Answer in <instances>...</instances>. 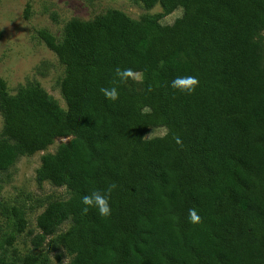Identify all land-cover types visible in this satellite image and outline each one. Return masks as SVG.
I'll return each instance as SVG.
<instances>
[{
  "label": "trees",
  "instance_id": "16d2710c",
  "mask_svg": "<svg viewBox=\"0 0 264 264\" xmlns=\"http://www.w3.org/2000/svg\"><path fill=\"white\" fill-rule=\"evenodd\" d=\"M139 1L182 12L162 23L110 9L71 18L60 39L39 32L65 66L66 109L37 83L12 94L0 78V171L70 136L37 169L70 196L37 216L34 245L50 237L73 255L61 264H264V0ZM117 68L134 77L119 82ZM177 75L198 84L179 92ZM114 80L113 102L100 88ZM109 185L111 215L84 213L81 197ZM25 223L19 212L16 232Z\"/></svg>",
  "mask_w": 264,
  "mask_h": 264
},
{
  "label": "rangeland",
  "instance_id": "374dc122",
  "mask_svg": "<svg viewBox=\"0 0 264 264\" xmlns=\"http://www.w3.org/2000/svg\"><path fill=\"white\" fill-rule=\"evenodd\" d=\"M110 9H117L133 19L156 15L162 23H170L181 15L180 8L165 13L161 4L145 7L139 0H0V78L7 83L8 91L16 93L21 86L39 84L67 108L60 90L65 66L57 54L40 37L41 30L62 38L64 26L71 18L90 19ZM264 40V29L261 31ZM140 81L141 74H136ZM3 116L0 112V136ZM165 128H151L146 137L163 135ZM68 137H56L46 148L19 156L6 170L0 171V264H24L28 254L44 255L46 264H61L73 255L62 247L52 248L50 237L39 247L34 237L40 232L37 216L55 199H66L70 190L48 180L39 182L37 169L41 157L55 153L59 144ZM19 212L25 217V227L16 232L14 222ZM65 221L60 230H65ZM16 233L11 244H4L6 235Z\"/></svg>",
  "mask_w": 264,
  "mask_h": 264
},
{
  "label": "clouds",
  "instance_id": "9594fccd",
  "mask_svg": "<svg viewBox=\"0 0 264 264\" xmlns=\"http://www.w3.org/2000/svg\"><path fill=\"white\" fill-rule=\"evenodd\" d=\"M115 76L119 82H124L130 77H134V73L130 69L117 68L115 70ZM117 81H113V85L107 88H100V92L109 101H117L119 98V90L116 86ZM198 81L192 75H177L170 81V87L178 90L182 93H191L197 86ZM179 143V141L177 140ZM114 185H109L106 189L100 190L95 189L90 193L85 194L81 197V203L84 205L82 211L87 213L89 209H94L100 217H107L111 215L112 209L110 205L111 192ZM189 219L193 223L200 221V216L194 209L189 210Z\"/></svg>",
  "mask_w": 264,
  "mask_h": 264
}]
</instances>
